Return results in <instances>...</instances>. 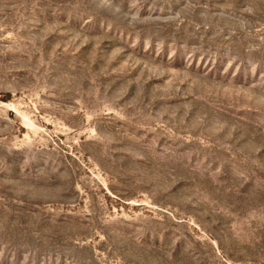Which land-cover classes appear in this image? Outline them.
<instances>
[{
  "label": "rangeland",
  "instance_id": "obj_1",
  "mask_svg": "<svg viewBox=\"0 0 264 264\" xmlns=\"http://www.w3.org/2000/svg\"><path fill=\"white\" fill-rule=\"evenodd\" d=\"M0 264H264V0H0Z\"/></svg>",
  "mask_w": 264,
  "mask_h": 264
}]
</instances>
